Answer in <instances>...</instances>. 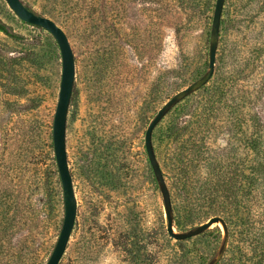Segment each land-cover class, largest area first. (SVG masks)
<instances>
[{
	"label": "rangeland",
	"instance_id": "374dc122",
	"mask_svg": "<svg viewBox=\"0 0 264 264\" xmlns=\"http://www.w3.org/2000/svg\"><path fill=\"white\" fill-rule=\"evenodd\" d=\"M67 33L75 57L66 148L77 213L59 264H208L225 230L166 228L147 126L208 69L216 0H22ZM0 264H46L64 220L53 144L62 55L0 0ZM152 141L176 231L211 216L217 264H264V0H225L215 71Z\"/></svg>",
	"mask_w": 264,
	"mask_h": 264
},
{
	"label": "water",
	"instance_id": "95a60500",
	"mask_svg": "<svg viewBox=\"0 0 264 264\" xmlns=\"http://www.w3.org/2000/svg\"><path fill=\"white\" fill-rule=\"evenodd\" d=\"M6 1L10 8L22 20L47 29L57 40L59 48L61 50L62 76L59 98L53 121V144L57 166L63 186L65 213L59 237L49 259L46 262V264H59L72 233L77 213V198L75 195L72 174L69 168L66 148L67 115L75 78V57L67 33L53 18L33 10L22 0ZM224 2L225 0H216L215 2L210 34L208 69L199 78L174 93L152 117L145 132V147L163 196L166 216V228L169 235L176 240H185L192 236L201 234L215 222L220 221L223 223L225 230L223 244L218 254L212 260H210L208 264H217L226 250L229 237L227 222L224 217L220 215H214L211 216L206 222L196 225L186 231L179 232L175 230L171 194L154 150L152 135L156 125L162 120V118L170 111V109L174 105H176L186 96L190 95L192 92L200 89L211 79L215 71Z\"/></svg>",
	"mask_w": 264,
	"mask_h": 264
},
{
	"label": "trees",
	"instance_id": "16d2710c",
	"mask_svg": "<svg viewBox=\"0 0 264 264\" xmlns=\"http://www.w3.org/2000/svg\"><path fill=\"white\" fill-rule=\"evenodd\" d=\"M39 27H40V26H39ZM0 28L4 29L3 26H1V24H0Z\"/></svg>",
	"mask_w": 264,
	"mask_h": 264
}]
</instances>
